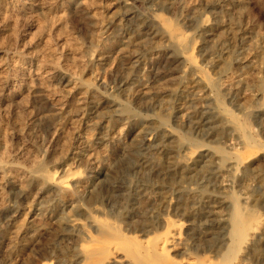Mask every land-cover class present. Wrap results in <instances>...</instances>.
Segmentation results:
<instances>
[{"label":"rangeland","instance_id":"1","mask_svg":"<svg viewBox=\"0 0 264 264\" xmlns=\"http://www.w3.org/2000/svg\"><path fill=\"white\" fill-rule=\"evenodd\" d=\"M263 100L264 0H0V264H264Z\"/></svg>","mask_w":264,"mask_h":264},{"label":"bare ground","instance_id":"2","mask_svg":"<svg viewBox=\"0 0 264 264\" xmlns=\"http://www.w3.org/2000/svg\"><path fill=\"white\" fill-rule=\"evenodd\" d=\"M163 21H164V19H163ZM161 22H162V21H161ZM165 25H169V24H165ZM167 28H168V26H167ZM171 30H172V29H171ZM175 30H176V29H175ZM172 31H173V30H172ZM177 31H178V29H177ZM174 32H175V33H178V32H176V31H174ZM168 33H169V32H168ZM168 33H167V34H168ZM173 34H174V33H173ZM181 34H182V32H181L180 34H178V35L181 36ZM176 35H177V34H175V36H176ZM178 35H177V36H178ZM168 36H169V35H168ZM173 37H174V35H173ZM175 38H176V37H175ZM175 38H174V40H176ZM184 38H185V36H184ZM184 40H185V39H184ZM181 41H183V40H181ZM183 43H184V42H183ZM178 44H179V43H178ZM181 44H182V43H181ZM194 47H195V46H193L192 48H194ZM195 48H196V47H195ZM190 49H191V48H190ZM187 51H188V50H187ZM187 51H185V53H186ZM183 53H184V52H183ZM183 53H182V54H183ZM182 54H181V55H182ZM187 54H188V53H187ZM189 54H190V53H189ZM191 54H192V53H191ZM194 57H195V56H194ZM183 58H184V57H183ZM186 58H187V57H186ZM189 58H190V57H189ZM184 60H185V59H184ZM184 62H185V61H184ZM188 62H189V60H188ZM190 64H191V63H190ZM192 64L194 65V63H192ZM190 66H191V65H190ZM194 66H195V65H194ZM198 67H199V66H198ZM202 69H203V68H202ZM194 70H195V69H194ZM196 70H197V68H196ZM203 70H204V69H203ZM201 72H202V71H201ZM198 73H199V72H198ZM205 74H206V73H205ZM202 75H203V74H202ZM199 76H200V75H199ZM204 76H205V75H204ZM200 77H202V76H200ZM205 78H206V77H205ZM207 78L209 79L208 76H207ZM208 79H206V80H208ZM206 80H205V81H206ZM207 82H208V81H207ZM207 85H208V84H207ZM209 86H210V85H209ZM141 90H143V89H141ZM141 90H139V91H141ZM145 90H146V89H145ZM147 91H148V90H147ZM136 94H138V93H136ZM141 94H142V93H141ZM139 96H140V95H139ZM137 98H138V97H137ZM147 98H148V97H147ZM263 101H264V100H263ZM222 109H223V108H222ZM224 112H225V111H224ZM224 112H223V113H224ZM246 112H247V111H246ZM224 114H225V113H224ZM229 116H231V115H229ZM227 118H228V117H227ZM232 119H234V118H232ZM239 119H240V118H239ZM240 120H242V119H240ZM236 122H237V121H236ZM238 122H239V121H238ZM241 122H243V120H242ZM233 124H234V123H233ZM238 125H240V124H238ZM233 126H234V125H233ZM237 128H238V127H237ZM240 128H241V127H240ZM243 129L245 130V128H242L241 130H243ZM244 130H243V131H244ZM245 131H246V130H245ZM248 132H249V131H248ZM242 134H243V133H242ZM245 134H246V133H245ZM243 136H244V135H243ZM247 136L252 137V135L250 136V135H248V134H247ZM244 137H246V136H244ZM247 138H248V137H247ZM248 139H249V138H248ZM244 140L247 141L246 139H244ZM250 140L252 141L253 139H250ZM253 141H254V143H255V140H253ZM257 141H258V140H257ZM258 142H259V141H258ZM248 143H249V142H248ZM248 143H247V145H249ZM256 144H257V143H256ZM258 144H259V143H258ZM250 147H251L252 149L254 148V150H255V147H252V144H251V143H250ZM259 148H260V147H259ZM259 148H258V149H259ZM248 149H249V148H247V150H248ZM252 149H250V151H251ZM258 149H257V152H258V151L260 152V150H258ZM196 151H197V150H196ZM244 151H245V150H244ZM250 151H249V152H250ZM252 151H253V150H252ZM252 151H251V152H252ZM187 152H188V151H187ZM257 152H256V153H257ZM245 154H248V153L245 152ZM257 154H258V153H257ZM237 155H238V154H237ZM237 155H236L235 157H239V156H237ZM250 155H251V154H250ZM248 156H249V155H247V157H248ZM256 156H257V155H256ZM241 157H243V156H241ZM247 157L244 158V159L247 160ZM192 158H193V157H192ZM229 159H230V156H229ZM248 159H249V158H248ZM234 160H236V158H234ZM188 161H189V159H188ZM190 161H191V160H190ZM231 162H232V161H231ZM237 162H238V163H242L243 161H237ZM249 162H250V161H249ZM235 164H236V163H235ZM229 167H230V166H229ZM238 167H239V166H238ZM236 169H237V168H236ZM66 172H67V171H66ZM50 173H52V172H50ZM56 173H57V172H56ZM58 174H59V173H58ZM59 176H60V175H59ZM75 176H76V174L74 175V177H75ZM67 179H68V178H66L65 180H67ZM73 179H74V178H73ZM60 181H61V180H60ZM60 181H59V183H60ZM63 181H64V180H62V182H63ZM68 181H69V180H68ZM52 183H53V182H52ZM64 183H69V182L65 181ZM77 183H78V182H77ZM79 183H81V182H79ZM53 184H54V183H53ZM60 184H61V183H60ZM61 185H62V184H61ZM65 185H66V184H65ZM76 185H77V184H76ZM63 186H64V185H63ZM61 187H62V186H61ZM68 187H69V186H68ZM71 187H72V185H71ZM109 190H110V189H109ZM67 193L69 194L70 192H67ZM68 194H67V195H68ZM65 195H66V194H65ZM91 201H92V200H91ZM91 203H92V202H91ZM92 204H93V203H92ZM95 205H96V204H95ZM94 207H95V206H94ZM94 207H93V208H94ZM94 209H95V208H94ZM97 209H99V208H97ZM81 210H82V209H81ZM91 210H92V209H91ZM93 211H94V210H93ZM87 212H88V211H87ZM91 212H92V211H91ZM95 212H98V211H96V209H95ZM98 214H99V212H98ZM100 214H101V213H100ZM237 216H238V215H237ZM262 217H263V216H262ZM72 218H73V217H72ZM102 218H103V216H102ZM166 218H167V217H166ZM166 218H165V219H166ZM75 219H76V218H75ZM171 219H172V218H171ZM235 219L238 220L239 218H236V217H235ZM257 219H259V218H257ZM68 220H70V219H68ZM77 220H79V218H77ZM90 220H91V219H90ZM109 220H110V219H109ZM262 220H263V219H262ZM79 221H80V220H79ZM239 221H240V220H238V222H234V223H236V227L240 226L239 223H241V222H239ZM68 222H69V221H68ZM82 222H83V221H82ZM113 222H114V221H113ZM168 222H169V220H168ZM168 222H167V223H168ZM170 222H171V221H170ZM170 222H169V223H170ZM174 222H175V221H174ZM70 223H71V221H70ZM72 223H73V222H72ZM91 223H92V222H91ZM93 223H94V221H93ZM102 223H103V222H102ZM114 223H115V222H114ZM169 223H168V224H169ZM263 223H264V222H263ZM104 224H105V223H104ZM181 225H182V224H181ZM234 225H235V224H234ZM241 225H242V224H241ZM258 225H259V224H258ZM78 226H79V225H78ZM98 226L100 227V225H98ZM232 226H233V225H232ZM71 227H74V226H71ZM109 227H111V226H109ZM164 227H165V226H164ZM240 227H241V226H240ZM254 227H255V226H254ZM260 227H261V226H260ZM263 227H264V226H263ZM116 228H117V227H116ZM251 228H252V227H251ZM258 229H259V228H258ZM98 230H99V229H98ZM114 230H115V229H114ZM171 230H172V229H171ZM253 230H254V229H253ZM102 231H103V230H102ZM103 232H105V231H103ZM102 234H104V233H102ZM178 234H179V233H178ZM251 234H252V233H251ZM9 235H10V234H9ZM170 235H171V234H170ZM181 235H182V234H181ZM181 235H180V236H181ZM248 235H249V234H248ZM148 236H149V235H148ZM234 236H235V235H234ZM254 236H255V235H254ZM126 237H127V236H126ZM146 238H147V237H146ZM163 238H164V237H163ZM168 238H169V237H168ZM173 238H174V237H173ZM233 238H234V237H233ZM248 238H249V237H248ZM89 239H90V238H89ZM176 239H177V238H176ZM180 239H181V238H180ZM240 239H242V238H240ZM234 240H235V238H234ZM42 241H43V240H42ZM90 241H91V240H90ZM238 241H239V240H238ZM247 241H249V240H247ZM139 242H140V241H139ZM161 242H163V241H161ZM179 242H180V241H179ZM182 242H183V241H182ZM7 243H8V242H7ZM164 243H165V242H163V244H164ZM239 243H240V242H239ZM163 244L161 245L162 247H164V245H165V244H164V245H163ZM167 244H168V243H167ZM181 245H182V244H181ZM165 246H166V245H165ZM144 247H145V246H144ZM153 247H155V246H153ZM134 249H135V248H134ZM183 249H184V248H183ZM1 250H3V249H1ZM184 250H185V249H184ZM89 251H90V250H89ZM91 251H92V250H91ZM110 251H111V250H110ZM112 251H114V249H112ZM86 252H87V251H86ZM116 252H117V251H116ZM189 253H190V252H189ZM108 254H109V253H108ZM183 254H184V253H183ZM234 256H235V255H234ZM118 257H119V255H118ZM158 257H160V256H158ZM183 257H184V256H183ZM187 257H188V256H187ZM235 257H236V256H235ZM87 258H88V257H87ZM109 258H110V257H109ZM109 258H108V259H109ZM120 258H121V257H120ZM196 258H197V257H196ZM88 259H89V258H88ZM90 259H91V258H90ZM90 259H89V260H90ZM108 259H107V260H108ZM181 259H183V258H181ZM189 259H190V258H189ZM194 259H195V258H194ZM198 259H199V258H198ZM208 259H209V258H208ZM234 259H235V258H234ZM86 260H87V259H86ZM89 260H88V261H89ZM91 260H92V259H91ZM117 260H118V259H117ZM117 260L115 261V263L117 262ZM122 260H123V259H122ZM209 260H210V259H209ZM239 260H240V259H239ZM88 261H87V262H88ZM174 261H175V260H174ZM179 261H180V260H179ZM190 261H191V260H190ZM84 262H85V261H84ZM206 262H207V261H206ZM208 262H209V261H208ZM228 262H229V261H228ZM44 263L46 264V262H43V264H44ZM108 263H109V262H108ZM112 263H113V262H112ZM180 263H181V262H180ZM192 263H193V262H192ZM204 263H205V262H204ZM104 264H105V263H104ZM128 264H129V263H128ZM228 264H231V263H228ZM235 264H236V263H235ZM238 264H239V263H238Z\"/></svg>","mask_w":264,"mask_h":264}]
</instances>
